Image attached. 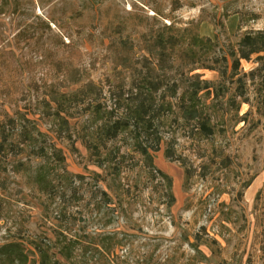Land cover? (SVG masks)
Instances as JSON below:
<instances>
[{"label": "rangeland", "instance_id": "374dc122", "mask_svg": "<svg viewBox=\"0 0 264 264\" xmlns=\"http://www.w3.org/2000/svg\"><path fill=\"white\" fill-rule=\"evenodd\" d=\"M256 32L264 0H0V264L61 235L85 264H264Z\"/></svg>", "mask_w": 264, "mask_h": 264}, {"label": "trees", "instance_id": "16d2710c", "mask_svg": "<svg viewBox=\"0 0 264 264\" xmlns=\"http://www.w3.org/2000/svg\"><path fill=\"white\" fill-rule=\"evenodd\" d=\"M239 49L237 51V58L235 59H249L252 55H257L259 53H264V32H256L248 35L243 36L239 43ZM147 98L145 96L140 97L137 103L134 106V117L140 124V131L143 133H149L153 128L151 122V115L153 112L156 111L155 107L150 103L147 102ZM182 118L186 120H198L197 111L189 110L186 108L181 109ZM202 129L207 130V127L204 123L201 124ZM115 128L111 129L108 128L101 133V136L104 139H113L115 137ZM158 143H155L153 147L150 148L151 152L158 151ZM138 149L142 151L145 155L146 159L151 162L150 152L146 149L142 148L140 143H137ZM158 174L162 175L164 178H168L166 175H163L160 171H157ZM169 179V178H168ZM168 187H171V179H169ZM169 198L172 200V195L170 193ZM83 241L78 239L75 236H66L61 235V239L58 240V247H57V256L56 253L52 254L53 257L49 255V253L41 248H38V255L40 258L39 264H66L67 262L73 263H82L85 264L87 262L86 252L81 251V244H85ZM86 243L85 246H87ZM80 247V249H79ZM84 247V246H83ZM102 248V247H101ZM79 250V251H77ZM102 250V249H101ZM104 252L107 253L108 251L105 250L103 247ZM81 251V252H80ZM78 252V253H77Z\"/></svg>", "mask_w": 264, "mask_h": 264}]
</instances>
